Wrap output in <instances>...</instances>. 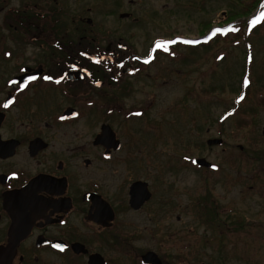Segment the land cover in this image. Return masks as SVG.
Masks as SVG:
<instances>
[{
  "label": "flooded vegetation",
  "instance_id": "obj_1",
  "mask_svg": "<svg viewBox=\"0 0 264 264\" xmlns=\"http://www.w3.org/2000/svg\"><path fill=\"white\" fill-rule=\"evenodd\" d=\"M82 1L0 0V264H176L180 233L153 226L147 181L114 179L145 134L122 98L166 39L141 53L71 10Z\"/></svg>",
  "mask_w": 264,
  "mask_h": 264
},
{
  "label": "rangeland",
  "instance_id": "obj_2",
  "mask_svg": "<svg viewBox=\"0 0 264 264\" xmlns=\"http://www.w3.org/2000/svg\"><path fill=\"white\" fill-rule=\"evenodd\" d=\"M258 1L83 0L71 10L144 53L151 40L196 39L207 27L225 25L229 15H241L233 20L239 25L244 13L257 14ZM251 25L248 47L218 38L156 54L120 97L127 110L144 109L143 120L134 123L145 134L141 154L131 153L141 169L136 162L129 173L119 166L114 179L118 187L127 177L147 181L153 226L165 237L180 233L176 264H264V10ZM129 138L135 142V135ZM213 139L222 144L208 146ZM186 158L218 169L198 168ZM157 244L149 237L144 249L157 251Z\"/></svg>",
  "mask_w": 264,
  "mask_h": 264
},
{
  "label": "trees",
  "instance_id": "obj_3",
  "mask_svg": "<svg viewBox=\"0 0 264 264\" xmlns=\"http://www.w3.org/2000/svg\"><path fill=\"white\" fill-rule=\"evenodd\" d=\"M261 2H262V0H259L257 2V4L255 3L256 4L255 5L256 6L255 9L258 6H260ZM248 14H249L248 12L244 13V16L243 17H246V18H243L242 20H240L239 25H235L233 20L235 18L240 17L241 15H237L236 17H233L232 15L226 16V19L222 20L221 22L222 23H226L225 25H228V24L231 25L230 26L231 29H229L230 31L227 32V33H223V32L216 33L214 35V38L212 39V41L213 40L216 41V40H218V38H220L223 42H228V41H231V42H234V41H242L246 45V47H248L249 45H248V41L247 40L249 39V36L251 35L250 34V31H248V22H247V19L249 17ZM250 15H252V14H250ZM207 29L209 30L210 28L207 27ZM229 36H231V37H229ZM225 39H227V40H225ZM206 45H203V46H206Z\"/></svg>",
  "mask_w": 264,
  "mask_h": 264
},
{
  "label": "water",
  "instance_id": "obj_4",
  "mask_svg": "<svg viewBox=\"0 0 264 264\" xmlns=\"http://www.w3.org/2000/svg\"><path fill=\"white\" fill-rule=\"evenodd\" d=\"M126 16H127L126 14L121 15V17H126ZM263 135H264V130H263ZM219 144H221V140H217V139L209 140V141L207 142V145H208V146L219 145ZM194 162H195V164H197L198 166L215 169V167H214L213 165H211L210 163L206 162L204 159H196ZM139 187L142 188L140 184L133 185L132 190L135 191V190H136L137 188H139ZM132 190H131V191H132ZM149 196H150L149 193H147V195L144 194V197H146V198H148Z\"/></svg>",
  "mask_w": 264,
  "mask_h": 264
},
{
  "label": "snow or ice",
  "instance_id": "obj_5",
  "mask_svg": "<svg viewBox=\"0 0 264 264\" xmlns=\"http://www.w3.org/2000/svg\"><path fill=\"white\" fill-rule=\"evenodd\" d=\"M156 47L159 48V47H162V45H161L160 43H158V44L156 45ZM9 103H10V102H9ZM5 107H7V104L5 105Z\"/></svg>",
  "mask_w": 264,
  "mask_h": 264
}]
</instances>
